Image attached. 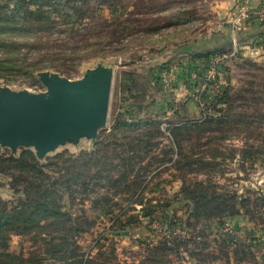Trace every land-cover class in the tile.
I'll list each match as a JSON object with an SVG mask.
<instances>
[{
	"label": "rangeland",
	"instance_id": "1",
	"mask_svg": "<svg viewBox=\"0 0 264 264\" xmlns=\"http://www.w3.org/2000/svg\"><path fill=\"white\" fill-rule=\"evenodd\" d=\"M9 1L12 8L19 0ZM210 2L78 0V17L65 23L62 3L53 2L51 29L44 23L29 24L23 32L0 31V61L7 63L0 65V87L39 93L44 87L36 74L42 70L77 80L98 65L115 69L107 124L95 141L60 147L41 161L63 167L53 159L62 155L80 162L70 169L74 184L60 189L58 202L83 227L71 237L83 255L140 264L148 248L170 237L175 241L170 264H264V152H255L264 150V48L258 56L243 48L221 62L218 88L202 97V106L195 92L188 94L195 85L178 74L188 69V42L200 38L202 23L214 21ZM177 20L181 23L174 27ZM230 52L227 46L213 55ZM19 54L27 63L15 61ZM210 58L194 68H205ZM164 73L171 77L167 85ZM127 104L143 110L127 111ZM210 118L217 121L210 123ZM116 122L137 127L115 131ZM187 122L206 125L184 129L175 144L171 129ZM22 151L33 153L18 149L12 155L0 147V156L19 157ZM18 176L15 170L0 174V206L23 197ZM197 183L212 185L205 188L208 194L215 189L232 197L229 203L238 212L222 221L196 222L185 192L197 189ZM124 231L128 236L112 234ZM60 234L47 228L41 236L45 241L40 237L37 243L34 235L11 234L10 251H39L51 260L47 244Z\"/></svg>",
	"mask_w": 264,
	"mask_h": 264
},
{
	"label": "trees",
	"instance_id": "2",
	"mask_svg": "<svg viewBox=\"0 0 264 264\" xmlns=\"http://www.w3.org/2000/svg\"><path fill=\"white\" fill-rule=\"evenodd\" d=\"M53 2L62 3V5L58 4V7L63 11L64 23L66 19L75 21L73 19L78 17V0H19L17 5L12 6V8L9 6L10 1L7 0L4 4L0 3V31L14 32L19 30V32H23L27 30L29 24L43 26L44 23H47L48 30L51 29L55 24L54 17L52 18L50 15ZM81 2L86 3L87 0H81ZM71 3L74 5L69 7L68 5ZM239 44L241 45L240 38ZM227 46H231L230 43H226L223 47ZM222 48L188 55L192 59L205 60L210 58L214 53L221 51ZM19 60L26 62V58L20 54L15 61ZM5 64H7L6 61H0L1 66ZM205 68L194 69L193 71L202 74ZM125 108L127 111L138 110L139 108L141 111L143 110L141 106L135 104H127ZM209 120L210 123L217 121L215 118H210L207 121ZM204 123L187 122L181 126H175L171 129L172 141L176 144L177 138L184 129H203L206 125ZM122 127H133L135 129L137 126L128 125L125 122H116L113 130L116 131ZM255 152L262 153L264 150L256 149ZM53 159H59L60 163H63L64 166L61 167L58 163L54 162H48L43 165L29 151H22L19 157L0 156V174L15 170L19 174L15 180L24 184V187L21 189L23 192L22 198H18L12 206L7 207L5 204H1L0 206V264H118L102 260L105 257L103 254L97 255L95 258L83 255L75 245V241H71V237L82 232L83 227L77 218H73L71 214L62 209V206L58 202L61 199L59 191L62 187L68 190L74 184L72 182L73 178H68V173L70 169L77 168L80 162L73 156L64 158L62 155H58ZM49 173L58 175L54 177ZM78 179L76 178V180ZM208 185L209 187L203 183H197V189H187V192H185L187 200H190L193 205L191 209L193 211L192 218L198 222L200 219H221L222 221L223 217H233L238 211L235 210L236 206L229 203L232 197H228L225 194L220 195L215 189L208 194L205 188L213 189L212 185ZM83 186L87 187V183H84ZM152 210H155V208L152 207ZM141 211L144 213L143 217L148 216V210L142 208ZM191 225L189 224L188 226ZM51 227L55 231L61 232L59 236L53 238V240L57 239V241L47 244L49 246L47 253L51 256V260L43 258L39 251L29 252L28 255L23 252L13 253L10 251L9 242L11 234L26 237L34 235V243H37L36 239L43 236L44 231ZM166 227L170 233L169 224ZM194 227L196 228L195 225ZM212 228L214 227L212 226ZM41 238L42 241H45L43 237ZM174 242L171 241L170 237L161 238L157 244L148 248L149 253L140 264H170L169 253L173 251L172 244ZM111 254L113 256V249Z\"/></svg>",
	"mask_w": 264,
	"mask_h": 264
},
{
	"label": "water",
	"instance_id": "3",
	"mask_svg": "<svg viewBox=\"0 0 264 264\" xmlns=\"http://www.w3.org/2000/svg\"><path fill=\"white\" fill-rule=\"evenodd\" d=\"M114 74V68L98 65L70 80L42 70L36 74L42 92L0 87V147L12 155L31 150L41 162L60 147L95 141L107 124Z\"/></svg>",
	"mask_w": 264,
	"mask_h": 264
},
{
	"label": "crops",
	"instance_id": "4",
	"mask_svg": "<svg viewBox=\"0 0 264 264\" xmlns=\"http://www.w3.org/2000/svg\"><path fill=\"white\" fill-rule=\"evenodd\" d=\"M240 0H211L209 14L214 18V21L209 24V22L205 23V25L199 26L200 38H192L187 48L191 49L192 52L188 53H198L205 50H214L217 48H222L226 43H230V27H229V18L235 12L236 7L238 6ZM261 5H264V0H253L252 6L253 8H257ZM186 17L188 14L185 15ZM206 16V15H205ZM181 23L180 20H177L174 23V27H177V24ZM227 25L225 28L221 25ZM196 32V31H195ZM241 42V49L248 48L252 49L253 56L263 55L261 53V49L264 48V24L252 23L245 27V29L241 32L239 36ZM197 39V40H196ZM243 46V47H242ZM262 46V47H261ZM190 51V50H188ZM189 57V55H188ZM190 61H187L188 69L185 71L183 69L178 70V74H180L182 81L185 78L191 81L190 76L192 73H195L193 70L196 65L199 63L200 59H192L189 57ZM198 68V67H197ZM198 70V69H196ZM193 88L189 90L188 94H194L195 90ZM209 97V96H208ZM207 97V98H208ZM206 98V99H207ZM189 106V105H188ZM192 107V106H191ZM191 111V108H190Z\"/></svg>",
	"mask_w": 264,
	"mask_h": 264
},
{
	"label": "built area",
	"instance_id": "5",
	"mask_svg": "<svg viewBox=\"0 0 264 264\" xmlns=\"http://www.w3.org/2000/svg\"><path fill=\"white\" fill-rule=\"evenodd\" d=\"M253 0H240L235 12L229 18L231 52L217 54L210 58L202 74L192 73L190 78L195 84V99L202 106V97L218 88V75L221 62L234 57L241 50L239 36L246 26L252 23L264 24V5L257 8L252 6ZM162 81L166 85L171 81L168 74L162 75Z\"/></svg>",
	"mask_w": 264,
	"mask_h": 264
}]
</instances>
